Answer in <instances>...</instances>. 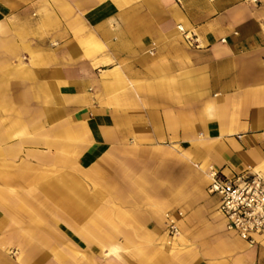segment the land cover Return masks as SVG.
<instances>
[{
  "label": "crops",
  "instance_id": "crops-1",
  "mask_svg": "<svg viewBox=\"0 0 264 264\" xmlns=\"http://www.w3.org/2000/svg\"><path fill=\"white\" fill-rule=\"evenodd\" d=\"M211 169L264 173V0H0V264H264Z\"/></svg>",
  "mask_w": 264,
  "mask_h": 264
},
{
  "label": "built area",
  "instance_id": "built-area-1",
  "mask_svg": "<svg viewBox=\"0 0 264 264\" xmlns=\"http://www.w3.org/2000/svg\"><path fill=\"white\" fill-rule=\"evenodd\" d=\"M208 176V191L218 200V211L225 219L227 230L249 242L253 235L264 233V173L245 171L227 177L211 169ZM165 217L170 245L179 235V228L176 216Z\"/></svg>",
  "mask_w": 264,
  "mask_h": 264
}]
</instances>
